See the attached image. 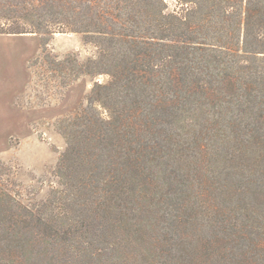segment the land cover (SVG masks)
Masks as SVG:
<instances>
[{
	"label": "trees",
	"instance_id": "trees-1",
	"mask_svg": "<svg viewBox=\"0 0 264 264\" xmlns=\"http://www.w3.org/2000/svg\"><path fill=\"white\" fill-rule=\"evenodd\" d=\"M175 1L0 0L1 36L79 34L96 49L80 74L108 77L59 123L67 148L45 201L24 203L1 170L0 264H112L97 248L113 232L128 236L133 264H155L148 231L166 167L198 168L181 207L206 198L204 166L222 157L211 136L226 127L217 110L264 88V0ZM178 248L171 264H264V241Z\"/></svg>",
	"mask_w": 264,
	"mask_h": 264
},
{
	"label": "rangeland",
	"instance_id": "rangeland-1",
	"mask_svg": "<svg viewBox=\"0 0 264 264\" xmlns=\"http://www.w3.org/2000/svg\"><path fill=\"white\" fill-rule=\"evenodd\" d=\"M166 1L171 8L176 5L175 0ZM95 56L96 49L85 45L79 34L0 35V172L4 170L3 180L26 204L45 201L58 186L55 171L67 148L59 123L79 114L96 82L108 81L106 76L80 74V64ZM254 93V98L227 106L228 111L217 110L215 119L224 118L226 127L211 141L222 157L204 166L208 188L201 206L181 207L187 200L183 183L198 175V168L166 167L168 177L150 217L157 228L148 231L159 244L155 264L175 262L178 246L187 241L210 251L264 241V88ZM127 237L113 232L108 242L98 245L107 263L133 264L135 248L127 245ZM82 249L80 244L78 251ZM230 260L217 256L209 264Z\"/></svg>",
	"mask_w": 264,
	"mask_h": 264
}]
</instances>
